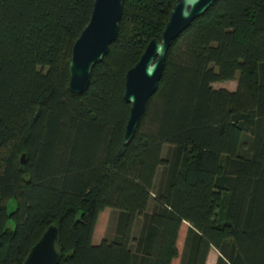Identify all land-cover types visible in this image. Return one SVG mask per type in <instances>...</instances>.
I'll return each mask as SVG.
<instances>
[{"label":"trees","instance_id":"trees-1","mask_svg":"<svg viewBox=\"0 0 264 264\" xmlns=\"http://www.w3.org/2000/svg\"><path fill=\"white\" fill-rule=\"evenodd\" d=\"M175 1L125 0L77 94L72 49L95 0H0V264H23L52 224L59 264H173L185 221L182 264H207L212 247L217 264H264V0H216L172 42L124 142L126 73ZM107 208L114 235L94 244Z\"/></svg>","mask_w":264,"mask_h":264},{"label":"water","instance_id":"water-1","mask_svg":"<svg viewBox=\"0 0 264 264\" xmlns=\"http://www.w3.org/2000/svg\"><path fill=\"white\" fill-rule=\"evenodd\" d=\"M215 1L176 0L160 39L153 38L140 59L127 71L124 98L130 104V116L125 129V144L133 139L149 100L159 88L172 42ZM124 3L125 0H95L90 21L73 45L69 66L71 92L83 94L88 90L95 65L109 53L111 44L119 35ZM24 158L25 154L22 163ZM59 237V227L50 225L23 264H59Z\"/></svg>","mask_w":264,"mask_h":264},{"label":"rangeland","instance_id":"rangeland-1","mask_svg":"<svg viewBox=\"0 0 264 264\" xmlns=\"http://www.w3.org/2000/svg\"><path fill=\"white\" fill-rule=\"evenodd\" d=\"M213 86L215 88H227L229 90H236V88L238 87V77L235 80L215 82V83H213ZM162 169L163 168L161 167L158 171V175L156 178V186H157V184L161 178ZM15 207H16V201L14 199L10 200L9 206H8L9 211H12ZM152 208H153V201L150 204L149 210H151ZM118 214H119L118 210L112 209V208H107L106 210H104L100 214V217L98 219V223L96 226L94 238H93L94 244H99L104 239H111L113 237L114 232H115V228H116ZM141 220L142 219L139 218V220L137 222L135 234H138V232H139ZM10 225L13 227L14 222L10 221ZM189 227H190V224L188 222H184L182 225V229H181L180 237H179V241H178L180 254H179L178 258L174 259L173 264H182V258H183L184 249H185V242H186V237H187ZM220 256H221V254L220 255L216 254V256L213 260V256L211 255L208 258L207 264H217Z\"/></svg>","mask_w":264,"mask_h":264},{"label":"crops","instance_id":"crops-1","mask_svg":"<svg viewBox=\"0 0 264 264\" xmlns=\"http://www.w3.org/2000/svg\"><path fill=\"white\" fill-rule=\"evenodd\" d=\"M185 222H186V221H185ZM216 254H219V255H220V252H219L216 248L212 247L211 250H210V253H209L208 258L212 255V256H213V260H214ZM217 256H218V255H217ZM207 262H208V261H207ZM213 262H214V261H213Z\"/></svg>","mask_w":264,"mask_h":264}]
</instances>
